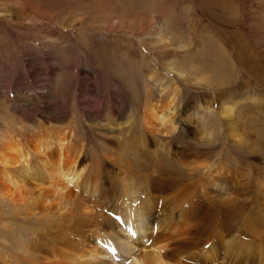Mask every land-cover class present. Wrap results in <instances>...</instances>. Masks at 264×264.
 I'll return each mask as SVG.
<instances>
[{
  "label": "rangeland",
  "instance_id": "obj_1",
  "mask_svg": "<svg viewBox=\"0 0 264 264\" xmlns=\"http://www.w3.org/2000/svg\"><path fill=\"white\" fill-rule=\"evenodd\" d=\"M170 100L184 133L164 142L223 162L229 183L254 195V173L264 179V0H0V143L69 127L92 158L114 125L130 121L138 135L149 107ZM222 105L243 142L216 116L198 123L203 107ZM201 171L171 170L182 188ZM258 194L244 191L241 212L207 213L213 239L194 250V264H264ZM29 217L0 198V256L31 233Z\"/></svg>",
  "mask_w": 264,
  "mask_h": 264
},
{
  "label": "bare ground",
  "instance_id": "obj_2",
  "mask_svg": "<svg viewBox=\"0 0 264 264\" xmlns=\"http://www.w3.org/2000/svg\"><path fill=\"white\" fill-rule=\"evenodd\" d=\"M149 76L153 79L154 74ZM201 111L198 123L203 127L216 116L233 131L228 106L219 112L205 107ZM177 114L170 100L149 107L138 135L132 134L130 121L114 125V130L109 127L114 134L108 135L107 148L92 158L66 124L60 130L39 129L26 141L4 138L0 198L34 221L28 236L14 237L13 254L3 250L0 264H188L191 259L194 264V250L213 239L214 224L207 213L214 208L217 213L241 212L246 207L241 196L253 190L230 184L223 162L213 164L205 154L189 152L183 142L179 147L164 142L172 135L183 138L185 120H178ZM233 137L245 139L240 129ZM176 165L205 172L194 187L182 188L171 172ZM258 176L254 173L257 194L252 196L261 192L264 199V179ZM209 248H203L205 257Z\"/></svg>",
  "mask_w": 264,
  "mask_h": 264
}]
</instances>
